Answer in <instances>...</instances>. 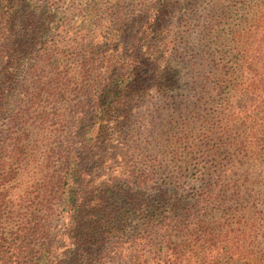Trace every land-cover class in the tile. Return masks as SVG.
<instances>
[{"label": "trees", "instance_id": "1", "mask_svg": "<svg viewBox=\"0 0 264 264\" xmlns=\"http://www.w3.org/2000/svg\"><path fill=\"white\" fill-rule=\"evenodd\" d=\"M165 1H152L144 31L127 51L121 47L122 29H113L106 38L85 36L66 45L52 40L37 51L36 62L17 85L19 95L13 94L7 102L0 92V112L13 106L11 128L7 135H0V224L9 208L8 193L14 197L9 202L12 207L23 209V213L14 211L8 218L14 225L10 234L6 238L0 235V264H235L233 258L222 256L230 253L234 242L236 250L231 254L243 250L240 241L250 239L249 233L228 235L232 231L223 232V228L230 223L210 222L208 208L200 205L179 206L181 210L173 215H154L157 209L143 192L156 186L174 187L173 192L180 189L179 181L175 182L177 187L169 177L160 183L157 178L165 168L155 163L156 158L147 161L161 142H167L168 121L158 115L160 112L145 125L143 117L132 122L126 115L130 101L144 92L142 71L150 64L146 43L157 39ZM19 4L20 0H0V76L6 71L10 91L15 90V77L9 69L18 59L13 28L18 17L14 9ZM121 14L117 11L116 17ZM255 26L242 47L238 72L235 68L216 74L213 92L222 102L226 100L220 103L221 110L231 112L235 107L238 117L264 115L263 9L256 16ZM32 42L24 44L23 53L32 50ZM167 45L168 52L177 53L175 41ZM66 48L78 61L75 71L61 66L59 56ZM67 103L70 105L64 114L60 113L58 110ZM43 106H49L50 111L39 112ZM35 114L44 124L52 122V129L48 131L51 135L30 144L33 137L38 138L26 133ZM120 115L123 120L118 119ZM87 121L89 128L80 132L79 127ZM259 132L235 136L231 145L246 151L244 140L255 146L262 140ZM44 147L48 151L45 164L35 167L34 154ZM4 154L9 163L2 162ZM27 156L23 172L27 171L28 185L23 196H18L6 190V183L19 179ZM54 163L58 167L54 168ZM206 181L197 194L198 202L210 205L219 200L223 204L222 195L229 192V185L222 174L209 175ZM128 183L137 188L133 196L123 188ZM161 193L164 197L166 191ZM239 194L238 187L230 200L240 199ZM136 208L145 217L139 232L125 238L122 220ZM179 238H184V243L175 242Z\"/></svg>", "mask_w": 264, "mask_h": 264}, {"label": "rangeland", "instance_id": "2", "mask_svg": "<svg viewBox=\"0 0 264 264\" xmlns=\"http://www.w3.org/2000/svg\"><path fill=\"white\" fill-rule=\"evenodd\" d=\"M152 1L20 0L14 9L18 17L13 28L17 35L18 59L9 69L15 77V90H9L5 71L0 76L3 97L8 102L13 94L19 95L17 85L27 77V68L36 62V53L43 43L61 40L66 45L85 36L89 39L106 38L113 29H122L121 47L123 52L127 51L144 31L143 23L154 3ZM262 9L264 0H166L156 31L157 39L146 43L150 64L142 71L146 78L142 85L144 92L130 101V112L126 114L132 122L143 117L146 121L143 125L152 121L156 112L168 121L166 130L170 133L167 142H161V146L152 152L153 157H148L147 161L156 158L155 163L165 168L157 178L160 183L169 177L173 185L179 181L180 189L173 192L174 187L156 186L143 191L145 199L154 206L153 209H157L154 215H173L184 205L208 208L210 222L217 225H223L225 221L230 223L223 225V232L231 230L228 235L234 236L239 231H246L251 236L240 241L243 250L231 254L236 250L234 242L230 253L222 256L233 258L235 264H264V115L238 117L235 107L231 112L222 111L220 103L226 100L222 102L221 96L213 91L217 73L235 68L238 72L237 62L242 58V47L248 40L246 37L255 31L256 16ZM119 10L122 14L116 17ZM26 19L29 23L22 26ZM31 39L32 50L23 53L24 44ZM169 41L177 43L176 54L167 51ZM59 60L63 69H77L78 61L70 48L65 49ZM68 105L70 103L62 105L58 111L64 114ZM12 107L10 105L6 111L0 112V135H7L5 132L11 128ZM43 110L49 112V106H43L39 112ZM34 117L36 119L30 120L26 133L30 132L38 138L33 137L30 144L44 135H51L48 131L52 129V122L44 124L39 119L40 115L35 114ZM118 119L123 120L124 116L120 115ZM89 125L90 121L84 122L79 131H86ZM53 129L57 127L54 125ZM252 131H260L258 136L262 139L255 146L251 142L250 147L249 140H244L248 146L246 151L231 145L235 136H246ZM3 156L2 162L9 163L5 154ZM47 156V148H39L33 157L35 167L44 165ZM28 159L27 156L26 162L23 161L20 166L23 175L15 182L6 183V190H11L12 194L23 196L26 190L29 179L23 169ZM53 166L58 167V163ZM2 172L6 170L2 169ZM218 173L229 185V192L222 195L224 203L219 200L210 205L198 202L197 194L208 182L209 175ZM238 187L240 199L230 200L232 192L236 193ZM123 188L128 190L129 195L137 193L132 183L123 185ZM161 191H166L164 197H161ZM7 200L9 208L4 211L0 224V235L5 238L14 227L8 218L14 211L23 213V209L14 208L9 203L14 200L9 193ZM179 206L181 209L178 210ZM127 213L121 229L125 238H131L139 232L145 215L139 208ZM216 233L220 234L219 231ZM175 240L177 243L185 241L184 238ZM108 245L109 241L105 243L106 249ZM191 254L194 255L193 252ZM77 264L85 263L79 261Z\"/></svg>", "mask_w": 264, "mask_h": 264}]
</instances>
